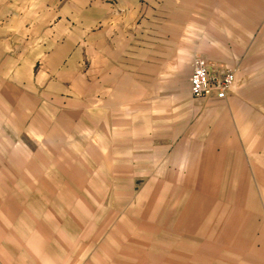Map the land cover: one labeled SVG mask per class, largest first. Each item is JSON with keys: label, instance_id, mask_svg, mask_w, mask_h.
<instances>
[{"label": "crops", "instance_id": "obj_1", "mask_svg": "<svg viewBox=\"0 0 264 264\" xmlns=\"http://www.w3.org/2000/svg\"><path fill=\"white\" fill-rule=\"evenodd\" d=\"M11 1L0 264H264V0Z\"/></svg>", "mask_w": 264, "mask_h": 264}, {"label": "rangeland", "instance_id": "obj_2", "mask_svg": "<svg viewBox=\"0 0 264 264\" xmlns=\"http://www.w3.org/2000/svg\"><path fill=\"white\" fill-rule=\"evenodd\" d=\"M14 2V1H13ZM12 3L11 0H0V9L2 8V15L3 17H6L7 14L9 13V9H10V4ZM1 88V87H0ZM4 88V87H3ZM0 94L6 96L7 98L9 97V91L8 89H6L5 91H0ZM2 110V111H1ZM4 110L0 109V113L3 115ZM0 115V193L1 195H8L9 189L10 188V183H8L7 181L11 179L10 175H16V172H11V157H10V147H12L14 145V147H16L17 143H21L22 140H15L12 139V135H11V124L8 121V117L6 116H2ZM15 131V129H14ZM12 139V140H11ZM18 174V173H17ZM20 175V173L18 174ZM14 176H12V178H15ZM18 178H20L18 176ZM4 185H7L8 188H5ZM22 187H19L17 189L18 193H20V191H22ZM136 191L139 190L138 188H135ZM147 191H153L152 189H146ZM192 191H194V195L195 194H199L200 188H196V189H192ZM152 194V193H150ZM66 207L72 206V205H65ZM98 219L100 222H104V219L107 217L106 214V205L105 204H98ZM67 212V211H66ZM110 218L113 219V222H118V220L121 219L120 216H122V214H114L113 217L111 216V213L109 214ZM99 221H95L94 224L90 227V231L92 229H95V227L97 226V224L99 223ZM165 222L163 221V225ZM116 224V223H115ZM167 227H169V223H167L166 225ZM96 238V237H94Z\"/></svg>", "mask_w": 264, "mask_h": 264}, {"label": "built area", "instance_id": "obj_3", "mask_svg": "<svg viewBox=\"0 0 264 264\" xmlns=\"http://www.w3.org/2000/svg\"><path fill=\"white\" fill-rule=\"evenodd\" d=\"M234 82V70H215L203 58H195L189 78L190 93L193 98L214 97L224 100Z\"/></svg>", "mask_w": 264, "mask_h": 264}]
</instances>
